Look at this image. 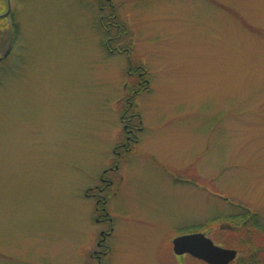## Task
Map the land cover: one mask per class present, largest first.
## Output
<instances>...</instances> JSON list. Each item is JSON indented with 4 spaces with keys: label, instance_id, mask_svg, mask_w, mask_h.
Instances as JSON below:
<instances>
[{
    "label": "rangeland",
    "instance_id": "obj_1",
    "mask_svg": "<svg viewBox=\"0 0 264 264\" xmlns=\"http://www.w3.org/2000/svg\"><path fill=\"white\" fill-rule=\"evenodd\" d=\"M14 6L24 47L20 34L0 66V264L96 263L109 227L86 191L116 163L135 109L144 128L120 150L106 264H207L177 257L173 239L243 207L264 220V0ZM114 14L123 53L101 24ZM207 235L237 249L227 222Z\"/></svg>",
    "mask_w": 264,
    "mask_h": 264
},
{
    "label": "flooded vegetation",
    "instance_id": "obj_2",
    "mask_svg": "<svg viewBox=\"0 0 264 264\" xmlns=\"http://www.w3.org/2000/svg\"><path fill=\"white\" fill-rule=\"evenodd\" d=\"M14 1L15 0H10L9 7L8 0H0V66L5 65L7 61L11 58L10 56H12L16 49L19 47L18 39L20 34L23 35L21 48L24 47V29L18 21L22 14V10L19 8L17 9V7L14 6ZM6 12L8 13L6 16H1ZM109 32L110 31H108V33ZM107 44L110 48L112 47L114 51L119 50L120 52L121 42L118 36L107 38ZM135 79L138 85L145 83L147 85L149 84L148 80L143 79V72L139 73L137 75V78L135 77ZM133 93L134 94H132L127 100L129 103L128 109L132 108L133 106V102L131 101V99L137 94H139L140 91L135 90ZM128 109L125 110V114L127 113ZM124 118L125 116L123 115V119ZM133 120L134 114H131L130 117L127 119V122L124 124V129L127 132L126 142L122 143L119 148L123 149L125 152L132 151L131 144L139 142L140 137L138 133L144 128L142 126V120L140 121L141 126L133 125L131 123V121ZM120 150H118V147L114 150L117 157L116 163H114L113 166H109L104 171V173L101 175L100 183L88 188L86 191V196L94 197L96 199L95 213L97 215L94 218L95 221L99 224H104L109 227L108 230H101L100 238L97 240L95 248L90 252L91 258L93 259V261L96 262L95 264H106L104 260L105 258L110 256L112 252V246L109 243V238L114 233V222L110 214L111 212L109 211V203L112 199L113 192L119 187L116 186L117 179L114 174L120 169L119 163L121 162L120 159L123 155V151ZM119 179H122L123 181L124 177L121 175Z\"/></svg>",
    "mask_w": 264,
    "mask_h": 264
},
{
    "label": "trees",
    "instance_id": "obj_3",
    "mask_svg": "<svg viewBox=\"0 0 264 264\" xmlns=\"http://www.w3.org/2000/svg\"><path fill=\"white\" fill-rule=\"evenodd\" d=\"M116 18L117 15L115 14L107 18L109 19L108 21L105 17H102L101 24L106 29L107 33L116 26L119 39L122 40L121 36L126 35V37H124V45H126L128 44L126 43L128 37L127 35L129 33L128 28L123 23L119 24L114 22ZM121 40L120 42H122ZM121 49L122 48H120V50ZM125 51L129 50L126 49L120 52L119 50H116L114 52L123 53ZM146 71L147 70H144L143 74H146ZM146 86L149 87L148 85ZM133 114L134 120L137 119L139 123H141L140 121L142 120V117L140 113L137 112V109H135ZM223 222H227V228H229L230 233L232 232V234H239V240H237V249L243 251L242 256L237 258L230 264H264V220L258 214V212H256L252 208L243 207L241 213L233 215H223L217 218H213L207 221V223L204 224L203 228L201 229L208 233L213 225H216L218 223L222 224ZM201 229H188L184 231V233H191Z\"/></svg>",
    "mask_w": 264,
    "mask_h": 264
},
{
    "label": "water",
    "instance_id": "obj_4",
    "mask_svg": "<svg viewBox=\"0 0 264 264\" xmlns=\"http://www.w3.org/2000/svg\"><path fill=\"white\" fill-rule=\"evenodd\" d=\"M10 7V0H8ZM4 13L1 16H6ZM173 252L177 256L188 254L207 264H230L238 257V250L216 244L205 232H192L176 236Z\"/></svg>",
    "mask_w": 264,
    "mask_h": 264
}]
</instances>
